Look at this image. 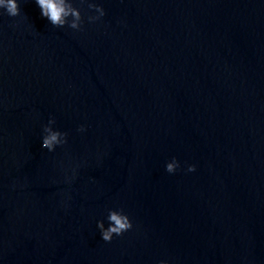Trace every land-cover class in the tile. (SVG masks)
Instances as JSON below:
<instances>
[{
  "label": "water",
  "instance_id": "95a60500",
  "mask_svg": "<svg viewBox=\"0 0 264 264\" xmlns=\"http://www.w3.org/2000/svg\"><path fill=\"white\" fill-rule=\"evenodd\" d=\"M17 3L0 8V264H264V0H71L80 30ZM49 119L67 133L51 152ZM110 209L132 228L105 242Z\"/></svg>",
  "mask_w": 264,
  "mask_h": 264
},
{
  "label": "clouds",
  "instance_id": "9594fccd",
  "mask_svg": "<svg viewBox=\"0 0 264 264\" xmlns=\"http://www.w3.org/2000/svg\"><path fill=\"white\" fill-rule=\"evenodd\" d=\"M36 4L41 10L42 17L47 18L52 26L64 27L66 24L73 30H80L82 19L79 9L73 7L71 0H35ZM83 2V0H82ZM0 8L4 9L8 16L15 17L19 14V7L17 0H0ZM89 9H94L97 16H89V22L95 21L104 16V10L93 3L88 4ZM71 17L69 20L68 18ZM55 121L49 119L48 125L44 127V135L42 137L41 147L48 151H53L58 145H63L66 142L67 133L53 130L51 127ZM83 131V127L79 129ZM179 167L178 162L173 160L166 164V171L173 173ZM195 170L194 165H189L187 171ZM108 227L105 228L104 223L97 221V228L100 230L101 238L105 242H110L113 235H122L125 231L132 228L131 221L122 210H109L108 211ZM160 264H165L161 261Z\"/></svg>",
  "mask_w": 264,
  "mask_h": 264
}]
</instances>
